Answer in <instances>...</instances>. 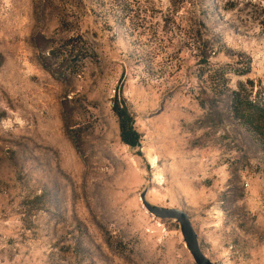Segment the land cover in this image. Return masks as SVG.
Segmentation results:
<instances>
[{"label":"rangeland","instance_id":"obj_1","mask_svg":"<svg viewBox=\"0 0 264 264\" xmlns=\"http://www.w3.org/2000/svg\"><path fill=\"white\" fill-rule=\"evenodd\" d=\"M214 68L264 94V0H0V264H197L147 205L215 264H264V140Z\"/></svg>","mask_w":264,"mask_h":264},{"label":"trees","instance_id":"obj_2","mask_svg":"<svg viewBox=\"0 0 264 264\" xmlns=\"http://www.w3.org/2000/svg\"><path fill=\"white\" fill-rule=\"evenodd\" d=\"M65 48L70 56H73L76 50L74 39L69 40L65 44ZM50 54L51 57H54L56 53L53 50ZM247 71H242V73ZM208 76L210 83H215L210 86L211 90L216 95H225V106L232 117L264 140V94L254 90V81L250 79L240 81L237 88L232 89L228 86L229 78L226 76L225 69L214 68ZM119 92L114 97L113 109L119 119L121 140L130 147H139L141 146V134L135 128V119ZM64 124L73 142L76 141L78 136L70 130L66 116Z\"/></svg>","mask_w":264,"mask_h":264},{"label":"water","instance_id":"obj_3","mask_svg":"<svg viewBox=\"0 0 264 264\" xmlns=\"http://www.w3.org/2000/svg\"><path fill=\"white\" fill-rule=\"evenodd\" d=\"M155 215L163 218H176L181 225L182 234L187 248L197 264H215L201 249L198 234L195 231L190 216L181 209L153 208L147 205Z\"/></svg>","mask_w":264,"mask_h":264}]
</instances>
